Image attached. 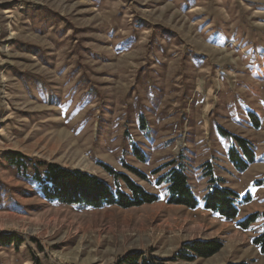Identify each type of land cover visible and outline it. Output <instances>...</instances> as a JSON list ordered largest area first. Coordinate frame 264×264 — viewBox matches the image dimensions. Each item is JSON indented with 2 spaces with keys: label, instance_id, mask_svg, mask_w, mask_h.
<instances>
[{
  "label": "rangeland",
  "instance_id": "obj_1",
  "mask_svg": "<svg viewBox=\"0 0 264 264\" xmlns=\"http://www.w3.org/2000/svg\"><path fill=\"white\" fill-rule=\"evenodd\" d=\"M222 130L254 146L245 172L231 164ZM10 152L115 188L111 170L123 190L127 177L161 200L99 210L51 203L31 170L25 177L6 161ZM173 161L196 209L167 203L158 180L168 168L157 171ZM211 178L249 196L235 220L203 208ZM257 212L264 0H0V237L21 242L0 246V264H115L140 251L171 260L194 241L222 249L169 264H264L252 242L261 223L237 226Z\"/></svg>",
  "mask_w": 264,
  "mask_h": 264
},
{
  "label": "trees",
  "instance_id": "obj_2",
  "mask_svg": "<svg viewBox=\"0 0 264 264\" xmlns=\"http://www.w3.org/2000/svg\"><path fill=\"white\" fill-rule=\"evenodd\" d=\"M224 137L232 139V147L228 152L229 160L235 169L242 173L256 161L254 146L247 140L229 135L222 130ZM234 140V141H233ZM19 174L33 172L31 180L36 183L42 197L51 203L63 204L78 208L99 210L109 207L128 209L153 204L161 198L145 190L133 180L123 177L126 191L119 185L121 175L109 170L115 178V188L98 176L77 169H70L53 163H40L34 168L32 162L19 152H10L4 157ZM168 168L167 173L158 180V184L166 183L167 203L196 209L200 201L196 198L189 177L183 166H175L170 162L159 169L160 172ZM144 180L145 177H142ZM212 187L203 199V208L214 216L224 220H235L240 214L239 206L250 202L249 196L241 199L233 189L221 186L219 180L211 178ZM261 223L260 233L252 240L264 256V213H253L237 223L239 229L248 231L256 223ZM2 237V238H1ZM0 237V246L20 245V239L15 235ZM222 243L217 241L186 243L171 260L154 255L152 252H137L120 258L115 264H169L177 261H195L197 258H209L219 253Z\"/></svg>",
  "mask_w": 264,
  "mask_h": 264
},
{
  "label": "bare ground",
  "instance_id": "obj_3",
  "mask_svg": "<svg viewBox=\"0 0 264 264\" xmlns=\"http://www.w3.org/2000/svg\"><path fill=\"white\" fill-rule=\"evenodd\" d=\"M70 260H71V258H69ZM72 260H74V259H72Z\"/></svg>",
  "mask_w": 264,
  "mask_h": 264
}]
</instances>
